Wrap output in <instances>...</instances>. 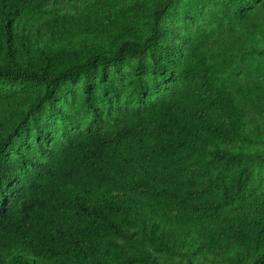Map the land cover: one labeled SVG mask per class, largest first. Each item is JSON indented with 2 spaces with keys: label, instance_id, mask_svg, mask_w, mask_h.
<instances>
[{
  "label": "trees",
  "instance_id": "obj_1",
  "mask_svg": "<svg viewBox=\"0 0 264 264\" xmlns=\"http://www.w3.org/2000/svg\"><path fill=\"white\" fill-rule=\"evenodd\" d=\"M263 18L0 0V264H264Z\"/></svg>",
  "mask_w": 264,
  "mask_h": 264
},
{
  "label": "rangeland",
  "instance_id": "obj_2",
  "mask_svg": "<svg viewBox=\"0 0 264 264\" xmlns=\"http://www.w3.org/2000/svg\"><path fill=\"white\" fill-rule=\"evenodd\" d=\"M178 2V1H177ZM183 2V0H179V3H182ZM255 8H260V5H258V6H255ZM262 24H263V27H264V18L262 19ZM264 29V28H263ZM260 48H262V49H260V51L258 52V56H263L264 55V50H263V48H264V42L260 45Z\"/></svg>",
  "mask_w": 264,
  "mask_h": 264
}]
</instances>
